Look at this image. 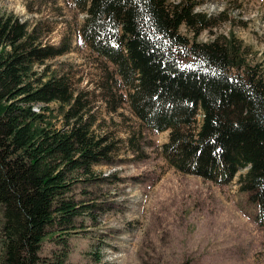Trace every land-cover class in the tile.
Listing matches in <instances>:
<instances>
[{"label":"trees","instance_id":"obj_1","mask_svg":"<svg viewBox=\"0 0 264 264\" xmlns=\"http://www.w3.org/2000/svg\"><path fill=\"white\" fill-rule=\"evenodd\" d=\"M71 2L82 42L110 64L93 91L47 63L73 50L70 38L51 45L43 23L0 16L1 263L37 264L47 237L65 248L92 207L74 187L112 152L96 133V91L107 111L126 104L145 128L168 132L160 150L175 171L225 184L246 170L239 191L264 227V69L233 33L197 42L232 20L198 11L203 0Z\"/></svg>","mask_w":264,"mask_h":264},{"label":"rangeland","instance_id":"obj_2","mask_svg":"<svg viewBox=\"0 0 264 264\" xmlns=\"http://www.w3.org/2000/svg\"><path fill=\"white\" fill-rule=\"evenodd\" d=\"M203 3L198 11L224 13L232 22L203 32L197 42L233 33L250 49L249 59L264 69V0ZM3 15L16 16L29 28L43 23L50 30L48 44L70 38L73 50L47 63L71 70L75 89L100 85L104 63L110 64L82 42L78 28L84 16L71 0H0ZM93 95L96 133L107 138L112 152L106 164L93 167L94 177L74 187L76 200L92 207L75 218L64 236L67 246L47 237L37 264L59 259L62 264H264V227L237 182L246 170L225 184L177 172L161 155L168 132L148 130L126 104L109 112L101 94Z\"/></svg>","mask_w":264,"mask_h":264}]
</instances>
